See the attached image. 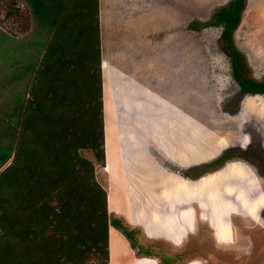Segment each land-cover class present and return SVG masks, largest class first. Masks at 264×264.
<instances>
[{"label": "rangeland", "instance_id": "rangeland-1", "mask_svg": "<svg viewBox=\"0 0 264 264\" xmlns=\"http://www.w3.org/2000/svg\"><path fill=\"white\" fill-rule=\"evenodd\" d=\"M227 1L212 6L198 20H207L213 9ZM220 29L206 27L192 32L182 28L198 36L210 56L211 83L207 85L216 87L214 110L234 129L228 127L225 131L216 126L217 123L206 122L227 139L217 135H213V140L208 137L207 140L218 142L216 153L196 164L180 165L160 154V149L154 145L149 149L157 162H164L165 167L185 177L188 184L196 183L200 187L201 182L203 187L206 182H216L220 190L229 191V196H225L222 192L215 193L209 185L201 196L199 191L203 206L185 213L191 225L188 231L181 233L176 244L145 239L143 227L128 222L125 214L128 212L122 210H127L128 204H123L117 194L118 179L125 192L126 184L132 179L124 174L126 169L119 174L114 172V176L107 171L103 138L98 145L99 137L95 133L99 131L97 113L100 111L103 137L102 110L88 100L72 109L64 105L65 87L73 85L67 75H62L64 72L57 76L52 73L53 66L63 69V63L58 65L55 60V51H48L52 53L49 60L48 57H31L17 49L12 37L0 32V264H100L98 257L103 253L105 242L102 232L110 214L140 229L146 244L157 246L166 256L177 255L178 260L186 264H264V206L254 205L251 211L247 207L244 210L239 200V197L253 198L261 193L264 197V100L260 99H264V95L230 103L238 87L232 79L228 57L216 44ZM231 39L234 48L242 53L250 76L264 79V0L244 1V10ZM49 47L54 48L52 42ZM111 88L109 98L115 106L118 103L115 84ZM243 102H246L247 113L243 112ZM106 125L108 143L115 145L118 131L115 110L107 116ZM72 126L73 140L68 142ZM145 135L143 133V140ZM88 146H94L93 150L87 149ZM229 148L246 152L249 149L252 154L249 159H255L257 165L234 157L199 177L192 179L183 174L199 169L201 164ZM109 165L112 167L110 156ZM189 188L186 193L189 205L193 206ZM108 192L111 209L115 211H108ZM126 200L133 202L134 214L147 222V233L154 238L160 234L173 236L179 228H185L184 223L173 216L168 220L172 210L169 206L160 209L128 193L124 195ZM249 203L251 205V201ZM231 207L236 209L229 211ZM196 217L199 224L195 223ZM166 218L174 232L163 230ZM112 233L120 234L113 228ZM152 256L158 264H165L158 255ZM120 261L126 262L116 256L114 264Z\"/></svg>", "mask_w": 264, "mask_h": 264}, {"label": "crops", "instance_id": "crops-1", "mask_svg": "<svg viewBox=\"0 0 264 264\" xmlns=\"http://www.w3.org/2000/svg\"><path fill=\"white\" fill-rule=\"evenodd\" d=\"M96 1L100 56L102 55V138L107 171L110 170L111 176H114V172L119 174L120 170L126 169L124 174L132 179L126 184L127 192L123 191L118 179L117 194L123 204H128L127 210L122 209L128 212L125 213L128 222L143 227L145 239L179 243L181 233L188 231L187 228L191 225L184 217L185 213L195 211L196 207L202 204L199 191L201 196L208 185L215 193L222 192L225 196H229V191L220 190V185L216 182H206L203 187L201 182L200 187L196 183L188 184L185 177L165 167L164 162H157L150 155L149 149L154 145L160 149V154L166 155L170 161L185 166L202 162L216 153L215 147L219 145L218 142H212L213 135L227 139L213 131L214 127L206 124L217 123L216 126H221L225 131L230 126L229 122L214 110L216 87L213 89L207 85L211 83L208 60L210 56L198 36L182 30L189 19L202 17L212 6L226 0ZM113 84L115 99L118 98L115 106L109 98ZM253 97L261 95L244 98ZM245 107L246 102H243V112L247 113ZM146 109L150 112H146ZM114 110L118 115V131L116 143L111 146L108 143L106 123L107 116ZM140 111H143V114H140ZM212 118H216V121ZM229 128L234 129L233 125ZM143 133H146L144 140ZM208 137L212 140H207ZM109 156L112 159V167L109 165ZM115 166L117 167L112 169ZM188 188L193 206L188 202ZM127 193L160 209L169 206L172 210L168 220L173 216L184 223L185 228H179L178 233L173 236L160 234L154 238L147 233V222L134 214L133 202L124 201V195ZM107 195L109 211L112 203L109 192ZM239 200L245 206L244 210L247 207L251 211L254 205L258 208L264 206L262 193L253 198L239 197ZM232 209L236 208L231 207L229 211ZM154 211L161 212L156 209ZM168 220L166 218L163 230L174 232L175 229ZM195 223H200L197 217ZM102 233L105 242L103 253L98 257L100 264H114L116 256L126 260L118 264H158L154 256L136 255L124 237L112 233L109 223H106ZM145 239L142 238L143 241ZM174 264L186 263L178 260Z\"/></svg>", "mask_w": 264, "mask_h": 264}, {"label": "trees", "instance_id": "trees-1", "mask_svg": "<svg viewBox=\"0 0 264 264\" xmlns=\"http://www.w3.org/2000/svg\"><path fill=\"white\" fill-rule=\"evenodd\" d=\"M245 0H228L225 5L213 9L205 21L191 19L185 29L198 32L206 27H220L216 39L219 50L228 57L232 79L237 85L235 100L245 96L264 95V79L256 80L250 76V71L244 57L232 45V34L237 28L241 13L244 10ZM96 0H0V32L12 37L17 42V49L25 51L34 58L48 57L49 50L55 51L57 64L63 63V69L52 68L54 75L64 72L70 78L67 86L64 104L69 109L78 107L87 100L98 110L101 109V70H100V41L97 18ZM52 42L54 48L49 47ZM48 53V54H47ZM52 67V66H51ZM63 83L61 79H58ZM73 106V107H72ZM95 113V112H94ZM98 128L96 131L98 145L102 144L101 112L98 111ZM90 121H94L90 118ZM74 127L67 135L68 142L73 140ZM75 138V137H74ZM97 145V150L100 146ZM81 146V145H79ZM84 146V145H83ZM87 146V145H85ZM93 150L94 146L87 147ZM90 150V149H89ZM88 150V151H89ZM83 154L84 150L79 149ZM237 151L229 148L222 151L216 158L208 163L201 164L195 171L187 170L183 174L188 178L199 177L204 172L214 171L228 160L236 157L244 161H251L257 165L255 159L250 160L248 149ZM92 153V151H91ZM93 155L91 158H93ZM109 225L117 229L128 241L130 248L136 255H158L165 264H174L179 257L166 256L157 246L146 244L141 238V231L130 226L121 217L110 214Z\"/></svg>", "mask_w": 264, "mask_h": 264}]
</instances>
